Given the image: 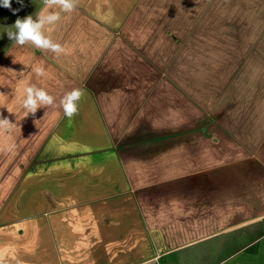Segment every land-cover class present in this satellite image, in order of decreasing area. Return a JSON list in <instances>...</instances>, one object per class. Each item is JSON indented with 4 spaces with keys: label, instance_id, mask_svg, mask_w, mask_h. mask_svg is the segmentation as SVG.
<instances>
[{
    "label": "crops",
    "instance_id": "crops-1",
    "mask_svg": "<svg viewBox=\"0 0 264 264\" xmlns=\"http://www.w3.org/2000/svg\"><path fill=\"white\" fill-rule=\"evenodd\" d=\"M190 5L78 0L44 30L64 47L59 58L7 45L0 114L15 127L0 130V264H264V45L223 41L215 51L216 81H240L219 86L230 90L229 124L191 125L183 89L175 117L172 70L159 75L140 52L163 40L200 62L189 49L204 48L210 11ZM30 85L57 105L79 88L77 114L57 106L27 116Z\"/></svg>",
    "mask_w": 264,
    "mask_h": 264
},
{
    "label": "rangeland",
    "instance_id": "rangeland-1",
    "mask_svg": "<svg viewBox=\"0 0 264 264\" xmlns=\"http://www.w3.org/2000/svg\"><path fill=\"white\" fill-rule=\"evenodd\" d=\"M199 1H202L200 7ZM43 2L44 0H23L22 7L16 0H11V9L0 7V57L5 53L7 45L11 42L7 36V32L15 30L12 25L17 17L23 18L27 15H34ZM203 7L206 8V12L210 11V14L201 21H204L209 26L208 30L199 34L202 43H204V48L200 49V51L195 47L189 49L195 56L194 60L197 61L198 58L201 60L200 62H187L185 58L182 60V48L175 46L174 48H166V42L163 40L160 42L163 45L162 47H146L140 49V52H142L143 56L150 57V59L155 61L156 70L159 75L172 70L175 77L173 92L174 108L178 109V111L174 112L175 117H182L183 115L181 106V93L183 89L184 93L185 91L187 93V95H182L184 97V114L189 112L193 122H190L191 125L208 119L221 120L220 123L229 124L231 111L229 108L232 104L230 103L229 96H226V102L223 98L225 93H229L230 90L225 91L224 89L221 91L219 86L220 83H222L221 85L225 83L224 85H227L228 88L230 87L229 83L234 82L239 84L240 81L230 79L228 81H216L214 76L218 63L215 64V59L219 57L220 53L216 58L214 54L215 51L216 53L218 52L220 45H224L223 41L229 47L237 40L238 45L240 44L241 46L247 44L249 46L264 45V0H191L190 8L194 10V14ZM13 10L18 11L13 14ZM197 18V15L192 17L190 23L192 21V23H195ZM213 25L216 27L221 25L217 28H222V31L214 29L216 27H213ZM233 25L236 27L232 29ZM191 34L196 40L197 33ZM194 44L197 46V42ZM231 51L235 54V48ZM171 54H173L172 58L169 57ZM236 61V58H233L232 63L234 64ZM225 66L228 67L229 65L226 64ZM236 97L239 98V95ZM259 109L264 110V99ZM261 115V111L256 114L253 112V125L261 124L256 118V116H260L259 118H261ZM181 119L175 118L174 123L181 121ZM262 125L264 128V124ZM242 132L245 133V129H242Z\"/></svg>",
    "mask_w": 264,
    "mask_h": 264
},
{
    "label": "clouds",
    "instance_id": "clouds-1",
    "mask_svg": "<svg viewBox=\"0 0 264 264\" xmlns=\"http://www.w3.org/2000/svg\"><path fill=\"white\" fill-rule=\"evenodd\" d=\"M23 7V0H16ZM78 0H44V8L35 15H27L23 18L17 17L12 27L14 31H8L7 36L10 41H14L18 46L26 44L32 45L43 51L53 54L59 58L65 53L64 47L57 42H54L51 37L44 34L47 25L56 24L60 21V12H72L77 7ZM0 7L11 9V0H0ZM59 9V11L49 10ZM18 10H13V14ZM35 73L39 76L45 74L42 67H36ZM26 95L21 99V107L27 114H35L38 108L59 106L63 109V113L68 118H72L78 112V101L83 95L79 88L66 90L60 97L57 105L56 99L46 90L38 88L35 85H30L25 88ZM15 127V123L9 118L0 114V130L11 131Z\"/></svg>",
    "mask_w": 264,
    "mask_h": 264
}]
</instances>
